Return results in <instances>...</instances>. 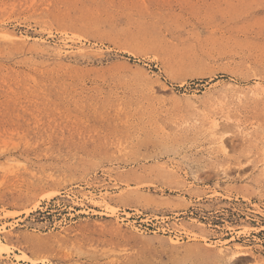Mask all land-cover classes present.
<instances>
[{
	"label": "rangeland",
	"instance_id": "obj_1",
	"mask_svg": "<svg viewBox=\"0 0 264 264\" xmlns=\"http://www.w3.org/2000/svg\"><path fill=\"white\" fill-rule=\"evenodd\" d=\"M233 262L264 264V0H0V264Z\"/></svg>",
	"mask_w": 264,
	"mask_h": 264
},
{
	"label": "bare ground",
	"instance_id": "obj_2",
	"mask_svg": "<svg viewBox=\"0 0 264 264\" xmlns=\"http://www.w3.org/2000/svg\"><path fill=\"white\" fill-rule=\"evenodd\" d=\"M7 39L8 40H10V41H20V38H18L17 37V35L16 34H14V33H9L8 34V37H7ZM215 123V122H214ZM103 208V207H102ZM136 210V209H135ZM134 211V210H133ZM132 211V212H133ZM140 213V212H139ZM88 225V224H87ZM88 227V226H87ZM95 227V226H94ZM86 228V227H85ZM88 228H91V226L90 227H88ZM87 228V229H88ZM105 228H106V226H105ZM82 229V228H81ZM84 229V228H83ZM97 230V229H96ZM94 231V230H93ZM121 231V230H120ZM92 232V231H91ZM122 232V231H121ZM14 234V233H13ZM114 234H115V232H114ZM124 234V233H123ZM116 236H117V234H115ZM119 235V234H118ZM7 236V235H6ZM124 236V235H123ZM126 236V235H125ZM124 236V237H125ZM9 237V236H8ZM10 237H11V235H10ZM136 237V236H135ZM18 238H19V236H18ZM53 238V237H52ZM55 238V237H54ZM130 238H133L132 236L130 237ZM129 238V239H130ZM142 238V237H141ZM8 239V238H7ZM15 239V238H14ZM137 239V238H136ZM23 241V240H22ZM151 241V240H150ZM13 242V241H12ZM16 242V241H15ZM50 242V241H49ZM151 242H153V241H151ZM150 242V243H151ZM149 243V242H148ZM22 244H23V242H22ZM145 244V243H144ZM151 245V244H150ZM154 245V244H153ZM165 246V245H164ZM175 246V245H174ZM200 247V246H199ZM202 249H204V248H202ZM232 249V248H231ZM191 250V249H190ZM182 251V250H181ZM200 251V250H199ZM225 251L226 252H228L227 250H224V249H221L220 250V252L221 253H225ZM199 253V252H198ZM197 253V254H198ZM203 253H205V255L206 256H209V257H211V256H215V254L213 253V252H211L210 250L208 251V250H203ZM252 254V253H251ZM226 255V254H225ZM247 255H249V253H247V252H244V251H236L233 255H232V257L231 258H233L234 260H236L237 258H240V257H242V256H247ZM228 256V255H227ZM226 256V257H227ZM208 257V258H209ZM221 257V256H220ZM244 258V257H243ZM247 258V257H246ZM223 259V258H222ZM241 259V258H240ZM240 259H238V260H240ZM243 260V259H242ZM228 261V260H227ZM237 261V260H236ZM231 262V261H230ZM229 263V262H228ZM235 262H233V264H234ZM220 264V263H219ZM263 264V263H262Z\"/></svg>",
	"mask_w": 264,
	"mask_h": 264
}]
</instances>
